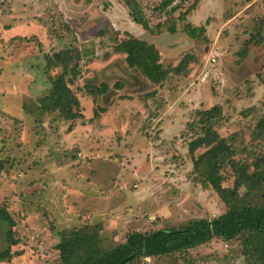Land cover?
<instances>
[{
	"label": "rangeland",
	"instance_id": "obj_1",
	"mask_svg": "<svg viewBox=\"0 0 264 264\" xmlns=\"http://www.w3.org/2000/svg\"><path fill=\"white\" fill-rule=\"evenodd\" d=\"M160 1L139 0L150 24L165 20L154 9ZM199 1L170 34L168 25L148 32L132 22L123 0H0V206L14 220L18 244L11 251L19 253L0 264H60V230L78 229L107 250L128 233L178 227L226 210L193 172L189 124L198 110L220 104L226 121L219 135L236 161L255 169L264 154V136L256 131L264 117V0ZM186 24L205 26L204 35L190 38ZM257 32L262 43L252 42L241 57L244 42ZM128 33L153 44L165 68L185 55L189 62L159 87L113 50ZM61 50L77 70L66 76L80 103L74 120L39 109L51 78L62 72L45 56ZM102 82L109 85L104 94L84 88ZM221 173L222 185L232 186V169ZM254 201L264 203V189ZM8 230L0 225V250ZM191 252L139 264H253L236 239H213Z\"/></svg>",
	"mask_w": 264,
	"mask_h": 264
},
{
	"label": "trees",
	"instance_id": "obj_2",
	"mask_svg": "<svg viewBox=\"0 0 264 264\" xmlns=\"http://www.w3.org/2000/svg\"><path fill=\"white\" fill-rule=\"evenodd\" d=\"M185 1L188 0L174 4L176 0H161L154 9L163 12L165 20L153 25L139 0H123L132 22L148 32L158 31L163 25H168L167 31L170 34L177 31L175 21H184L200 4L199 0H192L185 6ZM176 12H179L178 16H175ZM205 29V26H183L184 32L192 39L203 36ZM255 36V39L251 37L244 42L241 57L246 56L248 45L252 42L257 45L262 43L263 38L258 32ZM34 40L40 47V42L36 38ZM113 50L124 54L128 67L138 69L142 76L159 87L169 74L180 73L189 62V56L185 55L176 66L165 68L160 61V53L153 44L129 33L126 38L113 45ZM45 57L49 64L61 66L62 72L51 78L49 92L38 100L39 109L45 112L58 111L66 120L80 117V103L69 87L72 79L66 78L67 74H77L76 65H71L68 50ZM114 87L120 89L122 84L117 81ZM84 88L89 94L98 96L108 92L109 85L102 82L100 85H85ZM196 115V119L189 124L195 137L187 145L193 172L201 175L203 183L214 190L226 210L215 218H196L178 227L160 228L147 233H128L125 241L107 250L100 248L97 238L78 229L60 230L57 232L59 241L55 245L60 264H139L146 258L161 261L173 255L192 253V250L213 239H236L240 242L244 257L253 264H264V203L254 201L256 192L264 189V154L255 161V169L248 172L245 165L233 158V147L218 133L226 121L222 106L215 104L198 110ZM256 131L259 136H264V117L259 119ZM200 148L205 150L194 156L195 151ZM2 164L0 162V171ZM227 166L233 173L230 187L222 185L224 177L221 172ZM2 224L7 225L9 230L5 235V247L0 250V261H7L19 253L13 254L11 251V246L17 245L18 240L11 230L14 220L5 206H0V225Z\"/></svg>",
	"mask_w": 264,
	"mask_h": 264
}]
</instances>
